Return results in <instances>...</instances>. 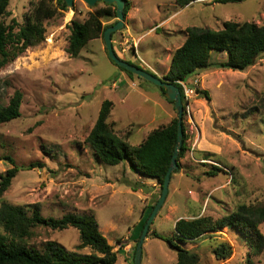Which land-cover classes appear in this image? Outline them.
Segmentation results:
<instances>
[{
	"label": "rangeland",
	"instance_id": "374dc122",
	"mask_svg": "<svg viewBox=\"0 0 264 264\" xmlns=\"http://www.w3.org/2000/svg\"><path fill=\"white\" fill-rule=\"evenodd\" d=\"M37 1L10 0V15L3 20L10 23L15 17L24 23ZM130 2L125 26L112 39L114 49L122 59L159 77L169 71L172 54L186 40L187 27L217 30L228 20L264 24V0H200L186 7H179L176 0ZM102 6L103 2L98 4ZM95 10L84 0H75L73 8L45 23L43 43L0 68V106L8 104L16 90L24 94L21 116L0 125V176L13 166L3 159L5 155L18 166L43 164L21 169L0 205L7 202L28 210L38 206L45 217L93 215L118 252L115 264H134L135 242L161 196L160 185L133 169L127 159L115 166L98 162L87 137L106 99L115 102L110 115L114 128L133 145L177 112L159 86L120 69L108 56L104 37L89 41L77 57L68 54L67 25L74 18L84 21ZM226 57L222 52L213 61ZM194 79L198 84L192 83L210 97L194 90L187 99L188 150L144 241L142 264L176 262V250L168 239L176 236L177 220L219 217L241 203L264 198V54L246 70L205 68ZM207 153L212 156L205 157ZM213 166L222 170L206 175ZM153 230L164 239L150 234ZM261 230L264 233V222ZM218 234V240L227 239L234 247L226 261L213 255L214 237L180 244L197 251L201 264H264V252L248 262L249 249L240 235L226 228ZM47 240L57 241L68 252L93 253L90 247L79 248L80 232L75 227L39 226L29 244L41 249Z\"/></svg>",
	"mask_w": 264,
	"mask_h": 264
},
{
	"label": "trees",
	"instance_id": "16d2710c",
	"mask_svg": "<svg viewBox=\"0 0 264 264\" xmlns=\"http://www.w3.org/2000/svg\"><path fill=\"white\" fill-rule=\"evenodd\" d=\"M196 1L200 0H176L179 7L189 6ZM219 1L229 3L241 0ZM101 2L103 1L94 6L96 10L89 12L84 21L74 18L67 25L70 31L67 52L71 57H77L89 41L103 38L105 30L117 22L115 19L110 24H104V21L116 18L117 13L116 6L113 4L103 2L104 6L98 7ZM9 4L10 0H0V68L16 60L27 49L43 43L47 33L45 23L59 12L68 11L65 0H38L26 15L24 23H20L15 17L7 23L3 18L10 15ZM130 10L131 2L126 0L124 10L126 16ZM186 32L185 42L172 54L169 71L163 77L180 87L184 101V118L187 114L188 101L180 81L191 80L193 75L199 74L205 68L246 70L264 54V24L228 20L224 21L223 27L217 30L189 26ZM115 33L112 34V39ZM222 52H225L227 57L214 62L213 57ZM120 69L131 76L135 75L123 67ZM193 81L189 82L190 86L193 85ZM195 89L197 93H205L206 98L210 97L207 90L200 87ZM161 91L165 95V90L161 89ZM23 101V92L16 90L8 104L0 106V125L21 116ZM114 106L115 102L110 99L103 101L97 120L87 137L95 158L98 162L111 166L118 165L122 160L127 159L133 169L155 179L162 192L164 179L177 144V115L170 122L152 129L138 145H133L129 137H123L114 128V121L110 119ZM183 130L184 141L178 157L179 166L180 160L188 150V135L184 123ZM209 156L212 154L207 153L205 157ZM3 159L13 166L0 176V199L10 188L13 179L21 169L43 166L41 162L18 166L10 155H5ZM221 170L218 166H213V170L205 173L208 176H215ZM176 171L172 173L171 179ZM155 205L151 206L150 213ZM235 209L219 217L201 215L192 219L177 220L176 236L168 239V243L177 253L174 264H201V255L180 243H188L206 236L214 237L216 241L212 252L217 260L230 259L234 253L233 245L227 239L218 240V233L224 228L240 235L246 242L249 249V263H252V256L261 255L264 252V233L261 230V224L264 222V198L241 203ZM39 226L53 230L77 228L81 239L79 248L90 247L93 253L68 252L54 240H47L41 249L35 248L29 244V240L34 234V229ZM150 234L164 239L155 230ZM138 240L134 246L133 263ZM117 253L101 232L99 223L93 215L67 213L60 218L45 217L38 206L28 210L23 206L7 202L0 205V264H115L118 259Z\"/></svg>",
	"mask_w": 264,
	"mask_h": 264
},
{
	"label": "water",
	"instance_id": "95a60500",
	"mask_svg": "<svg viewBox=\"0 0 264 264\" xmlns=\"http://www.w3.org/2000/svg\"><path fill=\"white\" fill-rule=\"evenodd\" d=\"M66 5L68 8H73L75 0H65ZM89 6H95L98 2L103 1L107 4H113L116 6V13H117V22L109 26L105 32H104V40L106 44V48L108 51V56L120 67H123L135 75H138L150 82H153L157 86H159L161 89L165 90V96L169 101L174 102V106L177 112L178 117V135H177V144L174 150V154L172 156L171 165L166 173L163 189L161 192V196L156 203L151 215L147 219L144 229L142 231V234L138 240L136 253H135V259L134 264H142V253H143V244L144 241L150 232V227L152 223L154 222L155 217L157 216L159 210L163 206L167 195L169 193V186L171 182V175L172 173L178 169V157L182 150L183 141H184V130H183V123H184V101L182 92L180 90V87L168 79L162 78L157 76L154 73H151L145 69L140 68L139 66L130 63L129 61L122 59L118 56L117 52L114 49L113 46V40H112V34L114 32H117L124 28L125 26V20L126 15L124 13L125 7H126V0H84ZM202 95L205 96V93H202Z\"/></svg>",
	"mask_w": 264,
	"mask_h": 264
},
{
	"label": "built area",
	"instance_id": "2783aa9c",
	"mask_svg": "<svg viewBox=\"0 0 264 264\" xmlns=\"http://www.w3.org/2000/svg\"><path fill=\"white\" fill-rule=\"evenodd\" d=\"M195 84H198V80L194 79ZM180 83L182 84L183 88H184V94L186 96V99H188L190 93H193L194 90L196 91L195 88H197V86H195L194 84L192 86H190L189 84L186 83V81H180ZM115 85V84H114Z\"/></svg>",
	"mask_w": 264,
	"mask_h": 264
},
{
	"label": "crops",
	"instance_id": "0c3cea01",
	"mask_svg": "<svg viewBox=\"0 0 264 264\" xmlns=\"http://www.w3.org/2000/svg\"><path fill=\"white\" fill-rule=\"evenodd\" d=\"M145 63H146V62H145ZM119 77L123 78L124 76H123L122 74H120ZM163 96L165 97V99H167L165 95H163ZM167 100H168V99H167ZM166 112H167V109H166ZM167 115H168V114H167Z\"/></svg>",
	"mask_w": 264,
	"mask_h": 264
},
{
	"label": "clouds",
	"instance_id": "9594fccd",
	"mask_svg": "<svg viewBox=\"0 0 264 264\" xmlns=\"http://www.w3.org/2000/svg\"><path fill=\"white\" fill-rule=\"evenodd\" d=\"M153 73V72H152ZM163 78V77H162ZM115 86V85H114Z\"/></svg>",
	"mask_w": 264,
	"mask_h": 264
}]
</instances>
